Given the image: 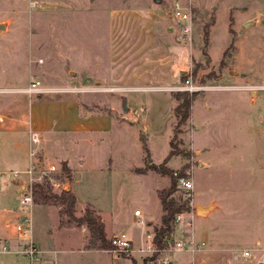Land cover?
Segmentation results:
<instances>
[{"label": "rangeland", "instance_id": "374dc122", "mask_svg": "<svg viewBox=\"0 0 264 264\" xmlns=\"http://www.w3.org/2000/svg\"><path fill=\"white\" fill-rule=\"evenodd\" d=\"M171 1L0 0V246L15 236L18 186L26 179L9 169L29 162L21 165L29 139L24 107L27 114L43 113L45 99L73 97L81 113L113 106L112 115L127 123L53 148L69 155V166L47 146L48 155H40L38 146L32 162L65 165L74 202L65 208L33 193L32 234L39 252L29 260L15 239L16 248L0 251L11 264H133L131 258L154 264L138 250L147 243L138 220L148 225L144 232L151 239L158 223L142 218L158 213L156 189L167 186L169 177L135 167L160 162L169 149L175 153L166 165L192 180L189 205L212 203L206 214L183 217L167 233L169 242L186 231L205 242L193 252L167 251L172 264H264V0H180L191 17L185 42L177 41ZM117 16L118 39L110 44L108 21ZM139 29L151 34L140 40ZM110 71L138 78L100 77ZM187 77L198 88H177ZM34 78L42 91L18 90ZM177 90L192 92L179 124ZM11 150L15 158L8 156ZM170 195L182 199L177 185ZM133 206L141 215L126 214L117 229L136 237L129 254L113 257L89 247L98 243L96 229L75 217L87 212L103 226L112 209ZM110 228L107 240L116 232Z\"/></svg>", "mask_w": 264, "mask_h": 264}, {"label": "built area", "instance_id": "2783aa9c", "mask_svg": "<svg viewBox=\"0 0 264 264\" xmlns=\"http://www.w3.org/2000/svg\"><path fill=\"white\" fill-rule=\"evenodd\" d=\"M35 3V1L33 2ZM170 17L178 24L177 41L185 42V40L190 39V27H191V17L190 9L188 4L181 2L180 0H172L170 3ZM179 89L193 90L198 88L197 85L192 84L190 79L187 77L183 82L177 86ZM21 92L28 94L42 91L43 88L40 85L38 79L34 78L28 81L24 86L18 88ZM29 133V145L27 149L28 164L22 168H11L9 173L11 176L23 175L26 179L21 181L18 188L19 192V207L17 209L18 214L12 226L20 236L21 247L18 249L19 252L27 256L29 260H33L37 257L39 248L36 242L33 240V220H32V201L33 183H46L49 189L53 191H59L61 189H68L69 179L66 177L64 170L60 163L55 161H37L38 163H33L32 161L37 160L38 146H39V134L36 130L28 126ZM172 174L176 176V185L182 191V199L185 200L187 209L177 211L171 219L172 230L174 225L179 222L183 217L190 218L194 214V207L191 204V188L192 180L191 178L183 173H180L177 169L172 170ZM193 207V208H192ZM134 215H139V209H133ZM139 222H142L139 219ZM186 223L189 224L188 219ZM149 234L146 233V241L144 246L138 247L139 251L144 252L146 259L153 260L154 264H172L168 253L173 250H189L190 252L199 250L201 246L205 244L203 240L197 241L191 231H186L179 237L171 238L169 242L168 236L166 237L165 243L168 246L155 247L151 239H147ZM152 238V237H151ZM109 250L113 253L123 252L124 254H129L132 249V243L128 235L124 231H119L113 233L108 238ZM8 244L2 243L0 246V251H8ZM167 251H169L167 253Z\"/></svg>", "mask_w": 264, "mask_h": 264}, {"label": "crops", "instance_id": "0c3cea01", "mask_svg": "<svg viewBox=\"0 0 264 264\" xmlns=\"http://www.w3.org/2000/svg\"><path fill=\"white\" fill-rule=\"evenodd\" d=\"M117 22H119V16L108 21V27H109L108 40H109L110 44L113 43L114 41H117L116 39H118V36L115 33L116 32L115 28H116ZM139 30L140 31H136V34H138V35H135V36H139L140 40L145 37V34H151V32H149V31L146 32L145 29H139ZM146 37H147V35H146ZM114 68L118 69L119 66L116 65ZM106 73H108V72H106ZM119 73H120L119 71H116V72L110 71L107 75L104 74L105 77L104 76H100V77L105 78V79L108 78L110 82H112V81L119 82L120 78H127V77L128 78H138V77H133L130 74H128V75L122 74L123 75L122 77H118ZM146 76L148 78H150V75L149 76L146 75ZM37 97H40V95H37ZM43 102H44L43 103L44 105L41 104L39 106H42L43 107L42 109H46V111H44L43 113H41L40 111L39 112H33L32 114L30 111L27 114L26 109L24 107V111H23V115L25 116L24 118H27L26 122H27L28 126H30L32 129L36 130L39 134V138H40L39 146L40 145L42 146V148L40 146V152H39L40 155L44 156V154H47L46 150H45V148L47 146L46 149L49 152L55 154L61 160L65 161V164H67L68 166L72 164V160L70 159L69 155L66 154V152H60V151L54 152L53 148L57 147L58 145H63V144H65V142L73 143V142H75V140H77L78 142H85L88 140L87 133L90 131H93V130L95 131L96 129L101 130V131H105L108 129H112L113 125H118V124L126 125L127 124L125 119L122 116H121V118H116L115 116L112 115L113 106H110V108H111L110 111L98 109V110H93V111L81 113L78 100L76 98H73V97L56 98V99H52V100L45 99V101H43ZM121 109H122V107H121ZM26 143H27L26 147H28L29 139H27ZM13 146L14 145H10L11 148ZM13 151L14 150H11L9 153H7V154H11V155H8V156H11V158H12V156H13V158H15V156L13 155V153H14ZM23 156H24V158L22 157L23 162L21 163L22 166H24L25 163H27L26 160L28 159L27 148H25V147L23 149ZM77 160L79 161V165L84 164V157L78 156ZM13 168H16V167H13ZM138 173H141V172H138ZM158 175H160V174H158ZM158 205H159V211L156 215H154L153 217H151L149 215V216L144 217L142 219L143 220L144 219L145 220H151L152 219L153 223L159 224V219H160V215H161L159 200H158ZM201 205H204V204H201ZM133 208H134V206L132 207V209ZM132 209L130 211V209L126 208L125 210L123 209V212L121 211L120 213H117L116 210L112 209L111 210V213H112L111 216L112 217L109 218V223L107 224L108 227H106L107 225H105L103 223V219L100 217L99 221L104 224L102 226L104 236L106 237V234L111 229L110 227H112L117 232L120 220H123V218L125 217L126 214L128 215L130 213L131 218L135 217L133 212H132ZM138 209L140 212L141 209L140 208H138ZM7 218H9V217H7ZM138 222H139V220H138ZM139 223L142 225V231H141L142 233L141 234L143 237L145 236V238H146V233L144 231H145V228L148 227V225H143V222H139ZM10 232H12V231H10ZM12 233H14L15 236L7 239L6 242L8 243V245L10 247L16 248V247H14V245H15L14 240L16 239L19 242L20 239H19L16 232H12ZM139 234H138V236L140 237L141 234L140 235ZM127 235L130 238V240L132 241V243L135 244L136 243V237H134L133 234H129V233H127ZM82 245L84 247L89 246L85 243H82ZM40 247H44V246H40ZM89 247H92V249H99V250L108 251V252L112 253V251H110L109 248H101L99 246V240H98L97 244H94V245L92 244ZM2 254H4V252L3 253L0 252V264H11L10 261L6 257H4ZM112 254H113L112 255L113 257H117L116 253H112Z\"/></svg>", "mask_w": 264, "mask_h": 264}, {"label": "trees", "instance_id": "16d2710c", "mask_svg": "<svg viewBox=\"0 0 264 264\" xmlns=\"http://www.w3.org/2000/svg\"><path fill=\"white\" fill-rule=\"evenodd\" d=\"M183 77V75H182ZM192 92L189 94L187 91H175L174 96L178 100L175 105V111L177 115V124L183 122L187 115L191 104ZM175 152L173 149H169L163 159L154 163L148 161L146 165L135 167L137 172H144L146 169H151L160 175H167L169 177V183L167 186H163L156 189V195L160 203L161 215L159 224L153 226V234L151 241L155 247H162L165 243L167 233L171 231V219L174 214L183 209H187L184 199L173 198L170 194L176 187V176L172 174V169L166 165V160ZM63 169H66L65 165H62ZM32 192L39 194L42 198L55 200L59 204H64V207H69L74 202V196L70 192V189H61L59 191H53L49 189L46 183H33ZM77 223L85 222L87 225L96 229V238L99 240V246L101 248H109V242L105 238L102 225L96 221L94 217L87 212L75 217ZM133 264H137L136 261L131 258Z\"/></svg>", "mask_w": 264, "mask_h": 264}, {"label": "water", "instance_id": "95a60500", "mask_svg": "<svg viewBox=\"0 0 264 264\" xmlns=\"http://www.w3.org/2000/svg\"><path fill=\"white\" fill-rule=\"evenodd\" d=\"M157 1V0H155ZM254 19H250L249 21H246L245 24L251 23ZM2 23H0L1 27ZM184 70H180V73H182ZM121 107L123 110H126V106L124 104V99L121 100ZM210 207H212V203H207L206 205H201V204H195L194 205V212L197 213H207L210 210ZM198 215V214H197Z\"/></svg>", "mask_w": 264, "mask_h": 264}]
</instances>
